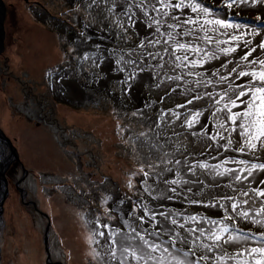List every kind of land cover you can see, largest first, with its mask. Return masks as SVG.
I'll use <instances>...</instances> for the list:
<instances>
[{"label": "rangeland", "instance_id": "rangeland-1", "mask_svg": "<svg viewBox=\"0 0 264 264\" xmlns=\"http://www.w3.org/2000/svg\"><path fill=\"white\" fill-rule=\"evenodd\" d=\"M3 1L0 128L20 160L0 264H47L49 222L62 264H264V107L248 91L264 86V0H198L223 22L210 30L192 0L115 3L142 67L82 0ZM181 45L216 59L195 64Z\"/></svg>", "mask_w": 264, "mask_h": 264}, {"label": "trees", "instance_id": "trees-1", "mask_svg": "<svg viewBox=\"0 0 264 264\" xmlns=\"http://www.w3.org/2000/svg\"><path fill=\"white\" fill-rule=\"evenodd\" d=\"M82 1L84 2L83 4L86 6V8L88 10H90V12H94L95 14H97V16L99 18L104 19L106 21L109 32H111V30H112L111 38L113 37L112 39L114 40V43H117V44L124 43L126 45L129 44L130 47H131V52H133L135 54H138L137 58H132V60H134L136 62H139V63L142 62V61H144L143 63H141L140 67H142V65L145 66L147 63H149V62L146 61L145 58H142L141 55H140V53L144 49L138 48V51H136V50H134L132 48L133 42L136 45V47H139L142 44L141 39L133 31H131L129 33L130 35H127L126 34L127 31H125V29H124L125 28L124 24L126 25L125 21L123 22L124 14L127 15V13H130L131 11L139 9L137 7L139 6L138 3H139L140 0H82ZM121 1L122 2H130L131 3L130 5L131 6L134 5V8L133 9H128L127 10V13H123V11H121V13L120 12H115L114 11V4L115 3H119ZM118 18H119V20H118ZM83 31L86 32L88 34V36L94 38L95 35H91L89 32L86 31V29L83 28ZM96 53H97V49L94 50L92 54H96ZM139 57H141V58H139ZM89 58L90 57L88 55L87 56L81 55L79 57V60L77 62V65H83L84 63H87L88 60H90ZM98 58H100V57L97 56L92 61L95 62ZM120 67L123 69V66L122 65H120ZM98 71L100 72V70H98ZM130 71L131 70H129V72ZM131 73H132V71H131ZM126 75L128 76V73ZM121 87H122V85H121ZM113 92H117V91H113ZM194 99H195V97H193V96L192 97H187V99L181 98V100L183 102L189 101V103H190V101L192 102ZM213 115H215V114H213ZM176 116H177V114H176ZM173 121H174V119L172 120V122ZM225 122H226V124L228 123L227 121H225ZM170 127L171 128H176L174 125L173 126H170ZM225 129H226V126H225ZM182 148L185 149L184 147H182ZM181 151H184V150L181 149ZM187 151H186V153H188ZM189 153L191 154V150H190ZM198 169H200V167ZM207 176L208 175L205 174V173L204 174L202 173L201 176H200L201 179L206 184V187H204V193H207L208 192V190H207L208 182H206V181H207V179L209 180V178ZM214 192H216V191L214 190ZM202 194L203 193H200V195H202ZM218 195H219V193H218ZM210 199L211 200L212 199H215L217 201H220L214 195H212Z\"/></svg>", "mask_w": 264, "mask_h": 264}, {"label": "bare ground", "instance_id": "bare-ground-1", "mask_svg": "<svg viewBox=\"0 0 264 264\" xmlns=\"http://www.w3.org/2000/svg\"><path fill=\"white\" fill-rule=\"evenodd\" d=\"M191 4L193 6V9H195V11H197L198 13H200V15L202 16L201 19L195 20L196 22H200L199 25L201 27L210 30L213 26H217V25H220L221 24L220 23V22H222L221 19L217 16V14L213 10L206 8L205 6H203L202 4H200V2L198 0H192V3ZM243 31H248V36L245 38V40H247V41H251V39H254L256 37V36L250 35L251 33L249 32V28L248 27H244L243 28ZM261 31H264V30H255L254 29V32L257 33V34H259V35H262V34H260ZM43 40H44V42H43ZM43 40L40 41V43L43 44V45L40 44V46L43 49H45L44 48V46H45L44 43H45L46 46H47L48 53L51 56V58H56V56H57V48H58L57 42L54 41L53 39H50V42L49 41L45 42V39H43ZM260 41H261V39H260ZM254 42H258V39L256 38L254 40ZM181 48H183L185 50V54L189 58H191V60H193V62L195 64L210 65V63H212V61L214 59H216V56L215 55H210L208 58H206V61L205 62L202 61V60L200 61L199 58H198V50L196 48H193V47H190V46H185V45H181ZM44 52H46V50ZM48 53H45V54L47 55ZM18 56L19 55H14V61L15 62L17 61ZM40 58H41V61H42L43 58L41 56H40ZM2 113H3L2 115H3V118H4V123H6L7 120L9 119V114H8V112L6 110L2 111ZM233 114H235V111H233ZM67 115H68V113H67ZM83 117L85 118V120H87V117L85 115H83ZM102 120H104V119H102ZM235 120H236V118H235ZM205 121L208 124V126L210 127V129L213 130V128L211 127V123L209 122V120H208L207 117H205ZM213 132L216 134V132L214 130H213ZM130 229H132V227ZM117 251H119L118 248H117ZM179 258H180V256H179ZM31 260L32 261H35L34 258H32ZM191 260L193 261V257H191ZM146 262H147V260L145 261V264H146ZM171 262L175 263V261H173V260H171Z\"/></svg>", "mask_w": 264, "mask_h": 264}, {"label": "water", "instance_id": "water-1", "mask_svg": "<svg viewBox=\"0 0 264 264\" xmlns=\"http://www.w3.org/2000/svg\"><path fill=\"white\" fill-rule=\"evenodd\" d=\"M26 2H29V0H25ZM6 4L3 0H0V54L4 47V40H5V28H4V22L6 18ZM97 33L96 31H94ZM99 34V33H98ZM0 137L3 138L4 141H6L11 149L9 155L5 158V161L0 160V236L3 226V214H4V203L7 200L9 196V180L7 178V168L9 167L10 163L12 161H19V154L18 150L11 141L9 137L4 133V131L0 128ZM22 170L24 171V174L26 172V168L22 165ZM21 180L16 182V186L23 193V197L26 195L25 189L19 187ZM34 204L35 208H37V205L35 202H32ZM49 229H50V222L46 227V233L44 236V242H45V249L47 254V264H62L61 262H53L51 258L49 243H48V235H49Z\"/></svg>", "mask_w": 264, "mask_h": 264}, {"label": "snow or ice", "instance_id": "snow-or-ice-1", "mask_svg": "<svg viewBox=\"0 0 264 264\" xmlns=\"http://www.w3.org/2000/svg\"><path fill=\"white\" fill-rule=\"evenodd\" d=\"M177 6H179V5H177ZM193 10L195 11V9H193ZM220 23H223V22H220ZM261 63H264V61H261ZM253 75H255V74H253ZM258 80L262 83V85H264V72H261V73L259 74V76H258ZM248 91L252 93V95H253V97H254L255 99H259V101H260V105H261L262 107H264V86L256 87L254 90H253V89H249ZM245 94H246V93L243 92V91H241V92L239 93L240 96H244ZM257 94H260V95L257 96ZM245 115H249V113H245ZM259 116L261 117L260 122H261L262 124H264V111H261V112L259 113ZM261 134H264V129H262Z\"/></svg>", "mask_w": 264, "mask_h": 264}, {"label": "flooded vegetation", "instance_id": "flooded-vegetation-1", "mask_svg": "<svg viewBox=\"0 0 264 264\" xmlns=\"http://www.w3.org/2000/svg\"><path fill=\"white\" fill-rule=\"evenodd\" d=\"M84 27H86V25H83ZM87 30V29H86ZM89 31V30H87ZM11 149L8 145V143L6 141L3 140V138L0 137V160L1 161H5V158L9 155ZM18 163L17 160L12 161L9 165V167L7 168V172L6 174H8L10 172L11 169H13V167ZM21 183V182H20Z\"/></svg>", "mask_w": 264, "mask_h": 264}]
</instances>
